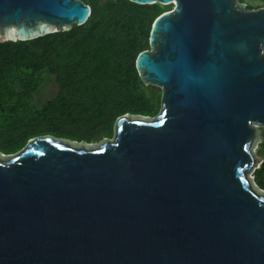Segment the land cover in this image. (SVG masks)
<instances>
[{"label": "water", "instance_id": "obj_1", "mask_svg": "<svg viewBox=\"0 0 264 264\" xmlns=\"http://www.w3.org/2000/svg\"><path fill=\"white\" fill-rule=\"evenodd\" d=\"M129 1L173 5L136 60L161 110L123 116L96 146L46 136L0 154V264H264V191L250 183L263 162L252 147L264 126V8ZM91 14L81 0H0V42Z\"/></svg>", "mask_w": 264, "mask_h": 264}, {"label": "trees", "instance_id": "obj_2", "mask_svg": "<svg viewBox=\"0 0 264 264\" xmlns=\"http://www.w3.org/2000/svg\"><path fill=\"white\" fill-rule=\"evenodd\" d=\"M81 1L92 9L84 25L0 42V154H18L46 136L92 145L113 138L125 115L159 114L163 92L144 84L136 60L150 50L154 21L173 5ZM238 1L248 10L264 7V0ZM49 76L58 93L37 109L35 95ZM260 146L263 162L253 176L264 191V141Z\"/></svg>", "mask_w": 264, "mask_h": 264}, {"label": "rangeland", "instance_id": "obj_3", "mask_svg": "<svg viewBox=\"0 0 264 264\" xmlns=\"http://www.w3.org/2000/svg\"><path fill=\"white\" fill-rule=\"evenodd\" d=\"M253 1L254 0H247L248 3L249 2H253ZM258 4H262L261 6H264V1L263 2H259ZM261 8H264V7H261ZM51 79H53V78L49 76V78L43 84L41 89L35 95V99H34L33 105L37 109H41L48 101L52 100L58 93V86L54 82V80L50 81ZM49 82H51V83H49ZM152 89L160 90V88H158V87H153ZM148 92H150V89L148 90ZM147 118H153V117H147ZM255 131H256V136H255V140H254V143H253L252 150H253L254 156L257 159L258 165H259L261 163V161H263V158H262L261 154L259 153V150L261 148V146H260L261 143L264 141V126L256 125L255 126ZM107 140H111L112 141L113 138L104 139V140L100 141L99 143L92 144L91 146H96V145H98V144H100L102 142H105ZM5 156H7V155H5ZM250 177H252L250 179V181L252 183V187L255 188L258 192L262 191V190H260L257 187V185L255 183V180H254V176L251 175Z\"/></svg>", "mask_w": 264, "mask_h": 264}, {"label": "clouds", "instance_id": "obj_4", "mask_svg": "<svg viewBox=\"0 0 264 264\" xmlns=\"http://www.w3.org/2000/svg\"><path fill=\"white\" fill-rule=\"evenodd\" d=\"M259 167H260V165H259ZM253 175V174H252ZM252 178V177H251ZM250 183H251V181H250Z\"/></svg>", "mask_w": 264, "mask_h": 264}]
</instances>
